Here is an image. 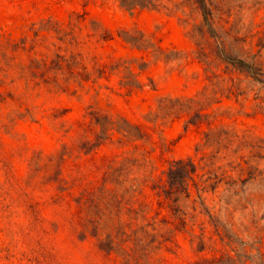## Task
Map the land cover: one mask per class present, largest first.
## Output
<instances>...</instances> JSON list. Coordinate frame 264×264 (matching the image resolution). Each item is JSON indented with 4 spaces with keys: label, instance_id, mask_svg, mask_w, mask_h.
<instances>
[{
    "label": "rangeland",
    "instance_id": "rangeland-1",
    "mask_svg": "<svg viewBox=\"0 0 264 264\" xmlns=\"http://www.w3.org/2000/svg\"><path fill=\"white\" fill-rule=\"evenodd\" d=\"M161 5L127 11L114 0H0V264H126L80 225L83 191L100 187L111 162L135 150L109 142L96 150L99 129L86 124L95 113L150 135L134 156L145 154L146 168L134 167L130 180L208 156L222 181L205 194L206 207L233 224L246 243L239 253L264 251V0ZM125 32L143 35L150 48L126 43ZM99 64L118 70L104 77ZM162 99L199 104L154 123ZM144 193L152 217L157 199ZM134 196L137 208L144 197ZM141 224L139 217L133 227ZM190 239L177 233L143 263L238 259L220 242L202 250Z\"/></svg>",
    "mask_w": 264,
    "mask_h": 264
},
{
    "label": "trees",
    "instance_id": "trees-1",
    "mask_svg": "<svg viewBox=\"0 0 264 264\" xmlns=\"http://www.w3.org/2000/svg\"><path fill=\"white\" fill-rule=\"evenodd\" d=\"M91 1L94 0H86V3ZM114 1L127 11L157 9L162 6V0ZM196 2L203 9L206 8V0H196ZM139 35L125 32L123 40L134 48L148 50L149 44L144 40L143 35ZM97 70L101 76L106 77L109 73L118 70V67L99 64ZM122 85L126 88L135 87L129 82ZM197 104L199 101L196 99H162L150 121L156 123L159 119L189 115ZM200 112L201 109L196 114L201 116ZM192 121L193 119L187 126ZM86 124L99 129L93 146L96 150L108 142L119 147L133 146L135 149L133 152L123 153L119 160L111 162L100 187L94 191L84 190L81 194L79 204L85 211V217L80 222L83 228L82 234L86 236L91 232L98 238L101 250L108 255L114 253L120 256L126 264H145L157 250L172 244L177 233H188L191 243L202 247V250L208 245L212 246L220 242L235 252L238 259L246 257L250 259V264H264V251L261 249L253 257L239 253L240 247L246 246V243L239 239L233 224L222 221L206 207L205 194L216 192L222 181L217 170L211 169L214 163L208 162V156H203L199 164L191 157L173 160L160 175L151 173L130 180L129 176L133 173L134 167L146 168L145 154L140 155L142 158L134 156L138 151L136 146L138 142H152L150 135L141 126L134 125L127 119L102 116L98 113L92 114ZM211 137L207 135V143L211 141ZM64 156L65 154H62L60 159L64 160ZM209 159L213 160L215 156ZM228 185L234 189L236 183ZM146 188L150 189L152 197L157 199L159 206V210H156V214L152 217L146 216L148 211L155 210L153 203L147 201L149 197L144 193ZM137 192L144 197V201H141L136 208L132 199ZM189 209L192 211L190 212ZM163 210H166V215H162ZM123 215L128 216L129 223L123 220ZM139 217L142 219V224L133 227V222ZM200 217L208 219L199 223ZM101 236L104 238L101 239ZM238 259L224 255L219 263L222 264L224 261L228 264H239L241 262Z\"/></svg>",
    "mask_w": 264,
    "mask_h": 264
}]
</instances>
